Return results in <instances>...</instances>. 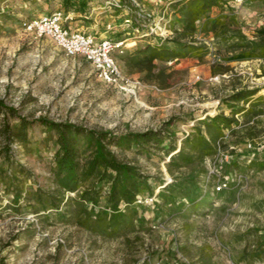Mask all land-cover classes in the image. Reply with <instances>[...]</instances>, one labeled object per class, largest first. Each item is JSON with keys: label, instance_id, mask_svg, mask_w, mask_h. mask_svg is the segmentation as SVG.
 <instances>
[{"label": "rangeland", "instance_id": "1", "mask_svg": "<svg viewBox=\"0 0 264 264\" xmlns=\"http://www.w3.org/2000/svg\"><path fill=\"white\" fill-rule=\"evenodd\" d=\"M185 1L138 0L145 14L164 17L166 25L157 24L151 33L149 27L136 32L124 25V18L114 16L113 0H0V102L15 110L11 126L17 116L33 124L26 147L12 145L15 164L8 167L0 154V264H264V59L227 60L240 42L236 30L256 40L264 29V0H224L196 22L193 38L180 41L172 28L182 31ZM56 11L71 17L67 24L73 22V29L128 39L114 58L129 86L104 83L84 58L67 57L48 37L24 29V22ZM208 17L227 23L234 18L237 25L229 24L224 35L210 24L203 30ZM108 23L113 29L106 33ZM153 47L178 56L139 65L148 54L137 53ZM236 92L253 94L233 102ZM6 108L0 110V127ZM218 114L236 123L222 128L213 150L201 155L185 147L192 162L171 164L196 126L210 139L201 123ZM40 118L114 134L155 131L169 123L160 148L112 149L151 187L133 205L120 204L125 220L113 233L102 232L95 221L100 212H111L109 182L98 185L97 204L80 199L91 180L64 193L57 206L38 202L37 193L60 199L52 183L55 147L44 141ZM169 144L176 151L167 152ZM230 177L232 188L216 195L217 181ZM184 191H197V208Z\"/></svg>", "mask_w": 264, "mask_h": 264}, {"label": "trees", "instance_id": "2", "mask_svg": "<svg viewBox=\"0 0 264 264\" xmlns=\"http://www.w3.org/2000/svg\"><path fill=\"white\" fill-rule=\"evenodd\" d=\"M224 2V0H186L182 3L180 9L183 19H179L178 21V24L180 22L183 25L182 31H178L175 26L172 28L176 38L180 41L186 38H193L196 30V22L208 14L213 7L222 8L223 4H226ZM124 11H129L131 14L130 17L142 21L143 16L137 12L138 9L133 5L132 0H121V8L115 9V12L121 18H124ZM225 19H228V17H225ZM229 21L227 23L224 19L221 21L220 17L217 19H210L208 17L203 24V30L210 24V29L221 27L222 34H227L229 32L227 27L229 24L237 25L234 18H230ZM234 33L233 36L238 38L240 42L232 46L234 53L227 59L228 61L242 62L264 59V29L257 31L256 40L246 39L237 30ZM186 48L189 51L196 50L191 46H187ZM174 52V50L165 47L147 48L137 53L148 54L143 60H139L138 64L140 65L143 62L151 63L156 59L169 60L177 58L178 55ZM252 94L251 92H236L230 97V100L238 102L247 99ZM2 108L6 107H3L0 102V110ZM14 114L15 110L13 108H6L4 120L0 127V138L2 139L0 154L8 167L16 163L15 150L12 148V145L19 143L23 147H26L29 140L27 128L33 126L32 123L26 122L19 116H17V125L11 126L9 119ZM37 123L45 130L44 141H51V144L55 147L54 154L51 156L53 164L52 183L55 184L57 188L55 193L60 198L57 199L55 195L49 197L47 195V197L42 198L37 193L36 198L38 202L48 201L52 206H57V203L54 201L60 200L59 202H62L64 193L76 192L82 185L91 180L90 188L85 189L80 194V199L97 204L101 192V188L98 185L102 181L109 182L110 187L107 194V203L109 204V210L111 212H100L96 216L95 221L100 222L102 232L110 230L113 233L115 225L125 220V215L119 208L120 204H126L127 206L133 205L137 197L145 192L151 191V187L147 178L141 174L137 167L130 162L119 159L112 149H119L123 152L133 147L140 149L160 148V145L167 135L164 129L169 123H164L162 129L155 131L126 132L124 134L86 129L82 126L67 122L56 123L45 118L38 119ZM234 123H236L234 118H229L222 114L206 119L201 125L206 128L208 134L212 135L210 139L207 140L202 135L200 125L196 126L195 134L186 138L184 146L175 155L171 156V164H176V160L184 163L192 162L193 156L185 152V147L196 150L201 155L209 154L210 150H213L212 143L221 134L222 128H228ZM166 150L167 152H174L176 151V147L174 144H169ZM221 194L223 192L216 193V195ZM184 195L188 197L193 207L197 208L199 206L200 203H196V199L199 196L197 191L192 195L184 191ZM71 201L68 198L64 203L67 204ZM75 203L79 204L78 202Z\"/></svg>", "mask_w": 264, "mask_h": 264}, {"label": "built area", "instance_id": "3", "mask_svg": "<svg viewBox=\"0 0 264 264\" xmlns=\"http://www.w3.org/2000/svg\"><path fill=\"white\" fill-rule=\"evenodd\" d=\"M133 5L138 9V13L142 14V21L134 19L128 15V11L124 14L123 23L128 28L134 27L135 31H142V28L149 27L151 33H154L157 24L164 23V17L155 18L153 15L145 14L141 10L138 0H132ZM113 8H121V0H113L111 4ZM142 12V13H141ZM66 17L62 11H56L48 15L36 17L32 20L24 22L23 27L28 32H34L38 36H46L58 47H60L67 57L80 56L88 61L98 73L101 81L108 85L118 86L124 81L127 86L128 81L122 75L118 63L114 58L116 51H121L123 41H116L110 36L96 35L73 29L66 25ZM156 23V24H155ZM112 23L106 25V33L110 32L113 27ZM136 44V41H131ZM127 46V45H125ZM133 93V91H131ZM233 179H219L213 188L214 193L223 192L232 188ZM140 202V201H138Z\"/></svg>", "mask_w": 264, "mask_h": 264}, {"label": "crops", "instance_id": "4", "mask_svg": "<svg viewBox=\"0 0 264 264\" xmlns=\"http://www.w3.org/2000/svg\"><path fill=\"white\" fill-rule=\"evenodd\" d=\"M125 12H126V11L123 12V15L125 14ZM68 16H69V15H68ZM114 16H115L116 18H119V17H120V16H118V14H116V15H114ZM65 17H66V15H65ZM68 18H71V17H70V16H69V17H66V19H67V20H66V25H68V26L71 27V28H75L76 25H74L73 22L67 24Z\"/></svg>", "mask_w": 264, "mask_h": 264}, {"label": "bare ground", "instance_id": "5", "mask_svg": "<svg viewBox=\"0 0 264 264\" xmlns=\"http://www.w3.org/2000/svg\"><path fill=\"white\" fill-rule=\"evenodd\" d=\"M131 45V44H130Z\"/></svg>", "mask_w": 264, "mask_h": 264}]
</instances>
